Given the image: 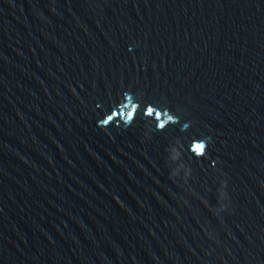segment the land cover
<instances>
[{
  "label": "water",
  "instance_id": "water-1",
  "mask_svg": "<svg viewBox=\"0 0 264 264\" xmlns=\"http://www.w3.org/2000/svg\"><path fill=\"white\" fill-rule=\"evenodd\" d=\"M0 264H264V0H0Z\"/></svg>",
  "mask_w": 264,
  "mask_h": 264
},
{
  "label": "snow or ice",
  "instance_id": "snow-or-ice-1",
  "mask_svg": "<svg viewBox=\"0 0 264 264\" xmlns=\"http://www.w3.org/2000/svg\"><path fill=\"white\" fill-rule=\"evenodd\" d=\"M202 147V146H201Z\"/></svg>",
  "mask_w": 264,
  "mask_h": 264
}]
</instances>
